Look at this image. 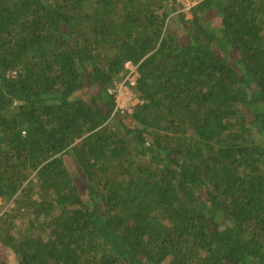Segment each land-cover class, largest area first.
Instances as JSON below:
<instances>
[{"label": "trees", "instance_id": "1", "mask_svg": "<svg viewBox=\"0 0 264 264\" xmlns=\"http://www.w3.org/2000/svg\"><path fill=\"white\" fill-rule=\"evenodd\" d=\"M195 1L0 0V264H264V0Z\"/></svg>", "mask_w": 264, "mask_h": 264}, {"label": "rangeland", "instance_id": "2", "mask_svg": "<svg viewBox=\"0 0 264 264\" xmlns=\"http://www.w3.org/2000/svg\"><path fill=\"white\" fill-rule=\"evenodd\" d=\"M178 1H180V3L183 5V8L180 9V11L185 13L186 18H188V19L191 18L190 8H191L192 5L195 4V0H178ZM210 19L212 20L213 23L219 24L220 20H221V17L214 14L213 16L212 15L210 16ZM125 76L126 75L124 74L122 78H120L119 80H116V83L120 84L121 82H123L124 79H125ZM112 88L116 89L117 87L114 84V86ZM118 89H119V91H117L116 95H115L116 103L117 104H125V109H131L132 107H134L136 105L135 101H133V99H134L133 96H134L135 93L132 91V89L130 88L129 84H124L123 86L119 85ZM131 95H133L132 96L133 99L131 98V100H129V96H131ZM133 103H135V104L132 106ZM126 113H128V112H126ZM130 113H131V111H130ZM255 139L256 140L261 139V136L260 135H256ZM72 159L73 158H72L71 155L66 157L67 163H69L68 167L69 168L71 167V169H72L71 172L73 173V175L76 176V174H77V181L78 182L85 183L86 182V180H85L86 177L82 173V171H80L81 169H79V167H75L73 169ZM10 205H11V203L6 202V200H3L0 197V216H2L4 211H7L8 209H10V207H11ZM19 223H22L21 220L19 221ZM7 253H8V249L3 247L2 245H0V255L5 256Z\"/></svg>", "mask_w": 264, "mask_h": 264}, {"label": "built area", "instance_id": "3", "mask_svg": "<svg viewBox=\"0 0 264 264\" xmlns=\"http://www.w3.org/2000/svg\"><path fill=\"white\" fill-rule=\"evenodd\" d=\"M195 3H196V1H195ZM125 67L129 70V72L126 74L124 81L121 82L120 84L115 82V86L117 88L116 89L110 88V90H109L111 93H114L115 95H116V92L119 91V89H118L119 85L123 86L124 84H129L130 88L132 89V87L135 86V84H136V80L138 78V75L136 72V67L131 62H126ZM15 75H16V72H13L12 76H15ZM132 96L133 95L129 96V100H131ZM133 98L132 99H133V101H135L136 104H138V103L142 104L143 101L140 99L139 96L134 94ZM115 100H116V97H115ZM135 103H133L132 106ZM133 108L134 107H132L131 109H125V104H117L115 111H119V113H121V114H126V112H128V113H130V111L132 112Z\"/></svg>", "mask_w": 264, "mask_h": 264}]
</instances>
